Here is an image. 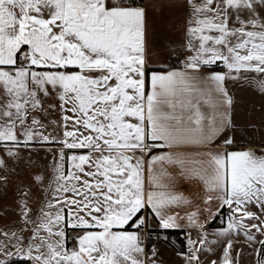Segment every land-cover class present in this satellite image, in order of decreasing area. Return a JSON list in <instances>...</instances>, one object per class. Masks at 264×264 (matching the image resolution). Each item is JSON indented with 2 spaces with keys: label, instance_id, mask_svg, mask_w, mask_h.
I'll return each mask as SVG.
<instances>
[{
  "label": "snow or ice",
  "instance_id": "6c2138e0",
  "mask_svg": "<svg viewBox=\"0 0 264 264\" xmlns=\"http://www.w3.org/2000/svg\"><path fill=\"white\" fill-rule=\"evenodd\" d=\"M183 6L177 69L156 66L136 0H0V170L37 169L17 189L19 221L0 227V264H146L149 227L185 231L182 264L217 248L208 264H239L241 236L264 264V150L228 151L226 134L227 82L264 91V0ZM49 111L59 119L46 124L39 113ZM221 135L224 151H211ZM178 177L203 181V207L181 215L190 201ZM224 209L227 227L209 240L206 225Z\"/></svg>",
  "mask_w": 264,
  "mask_h": 264
},
{
  "label": "crops",
  "instance_id": "0c3cea01",
  "mask_svg": "<svg viewBox=\"0 0 264 264\" xmlns=\"http://www.w3.org/2000/svg\"><path fill=\"white\" fill-rule=\"evenodd\" d=\"M137 4L145 7L147 12V42L153 54V59L158 61L156 66L159 67L160 64H166L169 68H181L182 65L180 62L184 58L181 45L183 44V28L186 19V9L183 6V0H142ZM260 11H264V9H260ZM226 87L234 101L231 108L233 128L226 134L230 135L236 141L235 145L229 147L227 150L233 151L254 148L259 153L261 150H264V91H261L258 85L251 80L243 83L228 81ZM49 104H58V100L55 98L45 99V107ZM202 110L206 115H211L213 111L204 105H202ZM39 116L46 124L51 119H59V113L57 111L39 113ZM48 130L51 132L53 128L49 126ZM56 131L58 132L59 130L57 129ZM224 138V135L219 136L210 150L213 152L224 151ZM191 150L194 152L204 151L203 148L195 147ZM29 155H31L33 160L36 156L43 157L45 161H48L47 164L51 161V156L43 150L31 153L28 150H22V156L27 158ZM197 158L199 159V157ZM29 183L30 180H15L13 182V184L18 185L11 186L13 190L11 189L10 192L16 198L14 200L17 201L18 198L17 189ZM176 188L190 201V207L186 205L181 210V215L184 214V211H195L197 206L203 207V197L205 196V185L203 181L196 178L178 177ZM16 201L7 203V205L5 202L0 201V211L2 213L3 211H7L6 217L2 213L0 214V227H9L19 221L20 218L16 214ZM224 212V225L212 226L210 224L211 222L206 225L209 240L215 239L212 235L214 232L227 227V209H224ZM12 213L13 216L9 217ZM206 215L205 213L201 216L202 222L205 220ZM193 235L195 234L193 233ZM143 246L145 249L144 259L146 260V264H152L151 253L153 249L157 253L155 256L156 264H182V259L178 255L180 251L170 244H159L153 249L152 246L149 249L145 245ZM234 248L233 256L236 255V251L241 253L239 264H255V257L253 255L255 250L244 242L242 236L239 238V242L234 244ZM150 249L151 251H149ZM219 255L220 249L217 248L215 256L209 254L207 259L205 257H201V259L204 261V264H208L209 259H215Z\"/></svg>",
  "mask_w": 264,
  "mask_h": 264
},
{
  "label": "rangeland",
  "instance_id": "374dc122",
  "mask_svg": "<svg viewBox=\"0 0 264 264\" xmlns=\"http://www.w3.org/2000/svg\"><path fill=\"white\" fill-rule=\"evenodd\" d=\"M23 155H25V153H23ZM34 160H38L40 165H47V163H48L47 160L45 161L43 159V157H39V156H36L34 158ZM9 168L10 169H13L14 168L15 170L14 171H4V170H0V175H6L8 177L7 183L4 184V185H0V201L5 202L6 205H7V203H11V202L16 201V200H14L16 198L12 195V192H10L11 189H12L11 186H18L16 184H13V182L15 180H26V181H29L30 180V177H31V174L34 171L37 170L36 168H28L23 163L16 164L13 161H9ZM40 170L42 171L43 168H41ZM30 182H31V180H30ZM1 213L2 212L0 211V214ZM2 214H3L4 217H6L7 216V211H3ZM11 216H13V213L9 215V217H11ZM0 221H1V215H0ZM145 232H146V240H147L148 233H147V231H145ZM164 236H165V234H159V235L158 234H152V238L154 240L153 241V244L151 245L152 246V249L154 247H156L157 245H159V244L160 245L165 244V243L166 244H169L167 242V240L164 239ZM170 245H172V244H170ZM149 251H151V249Z\"/></svg>",
  "mask_w": 264,
  "mask_h": 264
},
{
  "label": "trees",
  "instance_id": "16d2710c",
  "mask_svg": "<svg viewBox=\"0 0 264 264\" xmlns=\"http://www.w3.org/2000/svg\"><path fill=\"white\" fill-rule=\"evenodd\" d=\"M142 0H136L137 3H140ZM225 222V212L222 211L221 215L216 218L215 220L211 221L212 226H222ZM146 231L148 233L147 242H146V248L149 249L151 245L153 244V238L152 234H165L167 235V242L169 244H172V246L175 247L178 251L181 249V242L185 240V232L182 230H168L167 232L162 231L159 228L156 227H149L146 228Z\"/></svg>",
  "mask_w": 264,
  "mask_h": 264
},
{
  "label": "built area",
  "instance_id": "2783aa9c",
  "mask_svg": "<svg viewBox=\"0 0 264 264\" xmlns=\"http://www.w3.org/2000/svg\"><path fill=\"white\" fill-rule=\"evenodd\" d=\"M146 230H144V233H143V235H142V240H143V245H145V247H146V242H147V240H146V232H145Z\"/></svg>",
  "mask_w": 264,
  "mask_h": 264
}]
</instances>
